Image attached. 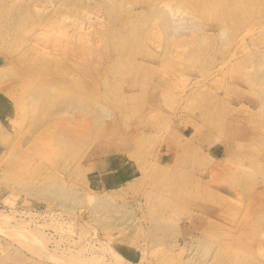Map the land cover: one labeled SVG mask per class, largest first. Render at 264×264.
<instances>
[{
	"label": "rangeland",
	"instance_id": "obj_1",
	"mask_svg": "<svg viewBox=\"0 0 264 264\" xmlns=\"http://www.w3.org/2000/svg\"><path fill=\"white\" fill-rule=\"evenodd\" d=\"M204 1L206 14L175 17L176 34L196 40L168 45L164 54V33L146 42L147 22L138 15L135 35L129 31L130 42L143 45L137 56L151 49L162 57L119 65L62 59L57 51L42 58L28 42L36 30L19 16L27 0H0V211L34 207L37 222L64 233L47 227V238H69L55 253L51 242L37 253L32 241L29 250L8 234L13 222L2 225L0 264H109L110 250L122 264H264V138L252 139L255 125L239 108L256 112L262 89L246 83L242 64L250 61L249 77L261 74L264 0ZM249 12L252 23L262 22L239 44L230 30ZM240 134L246 139L236 142ZM109 176L122 182L110 188Z\"/></svg>",
	"mask_w": 264,
	"mask_h": 264
},
{
	"label": "bare ground",
	"instance_id": "obj_2",
	"mask_svg": "<svg viewBox=\"0 0 264 264\" xmlns=\"http://www.w3.org/2000/svg\"><path fill=\"white\" fill-rule=\"evenodd\" d=\"M210 2L211 1H209V3ZM219 2L220 1H218V4H219ZM49 3L54 4V8L51 11L48 10V6H47ZM106 3H110V4L106 5ZM243 3H244V0H243ZM211 4L213 6H216V2H211L210 5ZM174 5H177V6L174 7ZM238 5H240V3ZM103 6H104V8H103ZM224 6L229 8V6H227V4L226 5L224 4ZM224 6H222V7H224ZM211 7L209 6V9ZM117 8H120L121 10H118ZM236 8H238V7H236ZM254 8H256V7H254ZM227 9H224V10H227ZM233 10H234V8H233ZM237 10L239 11V9H237ZM253 11L254 10H252V12ZM196 13H197V15H199V14L203 15V14L207 13L206 2L204 0H27L26 5L24 6L22 12L19 11V16L28 22L27 27L31 28L30 30H32V29L36 30V33L33 34L30 39H28L29 46L32 49L35 47H39L42 51H44V52H41L40 56L42 58H46L48 61H51V59L49 57H47L50 55V52L51 51H57L58 55L62 59L76 60L77 58H81L83 61H85V59L87 57L94 64L95 63H101V62H104V63L105 62H107V63L111 62V63L119 64V65H121V64L132 65L135 63L143 62V63H147L148 65H152V63L155 61V59H160L162 56L157 55V53L151 49H150L149 53H146L145 55L143 54L142 57L137 56L138 52L136 50L138 49V51H139V48L143 47V45L141 44V47H137L135 41H138V40H135L134 37H132V39L134 38V40H133L134 44L132 41L130 42L131 36L129 34V31L131 32L134 30V28H136L134 26V23H136V22H134V23H131V22L135 21L134 19H139L136 21H141V22H142V20H144L143 23L147 22L146 23L147 27L145 28L143 34L145 36V41L150 43V44H155L156 36L159 33H164L165 36L161 35L164 38L162 40V43L160 44V46L162 47V53L164 54L165 53L164 50L166 49V46H168V45H174L175 47L184 48L196 40V38L192 34H176V30L180 27V25H179L180 23H176V21H175L176 19H178V18L175 19V17L177 15H182V16L185 15V16L194 18L193 15ZM225 13H224V15H225ZM237 14L239 15L240 13H237ZM250 14H251V12H249L248 19H246V20H244L238 24H235L233 26V28H231V30H230V31H232V30L234 31L232 33V38L233 39L235 38L234 41L237 40V42L239 44L243 41V39H245V37L247 38L249 34H252V33H250V31H251L250 25L252 24V26H253V24L255 22L253 21V23H252V19H250V17H251ZM254 14L256 15V13H254ZM138 15L139 16L142 15V17L144 15L145 18L143 17L144 19L140 20V18L137 17ZM235 15H233V16H235ZM9 17H10V20H13L15 22L17 21L15 18V15L12 17V14H10ZM241 17H242V15H241ZM262 17H264V15ZM93 18L95 20H93ZM234 18H236V17H233V19ZM237 18L240 19V17H237ZM233 19L231 18V20L235 22V19L234 20ZM262 19L264 20V18H262ZM66 20H69V21H66ZM130 20H132V21H130ZM18 22L19 21H17V23ZM225 22H228V20ZM258 22L260 23L262 21H259V19H258ZM199 23H200V21H199ZM220 23H217V24L219 25ZM257 23H255V24H257ZM135 25H137V24H135ZM227 25L231 26V23L227 24ZM220 26L223 27V25H220ZM225 26H226V24H225ZM262 26H264V25H262ZM194 27H196V25H193V28ZM208 27L210 28V26H208ZM214 27H215V25H214ZM240 27L243 29L241 30ZM256 27L254 28L255 31H256ZM219 29H217V30H219ZM258 29H260V27H258ZM142 30L143 29H141V31ZM202 30H203V28H202ZM214 30H216V29H214ZM137 31H139V30L137 29ZM220 31H221L220 35L221 34L223 35L225 29L219 30V32ZM252 31H253V29H252ZM241 32H243L242 35H240ZM8 33H9L8 31L4 32V34H8ZM154 33H157V34H155V36H154L153 35ZM260 33H261V31L259 32V34ZM132 34L133 33L131 32V35ZM253 34H255L254 31H253ZM134 35L135 34H133L132 36H134ZM127 36H129L130 39ZM249 36L252 37L251 35H249ZM262 36H263V34H262ZM139 37H138V39H139ZM172 38H176V41H174L170 44L169 41L172 40ZM209 38H210V34H209ZM254 38L256 39V35ZM215 39H217V37ZM260 39H261V41H259V43L261 42V45H259V46L261 47V49L259 50V48H258L259 53L256 56H257L258 66L261 69V74L258 73L259 75L257 77H255V79L251 78L252 76L249 77L246 69H247V67L250 66V61L249 62L245 61V63L242 64V66H243L242 70H244L243 76H245L246 80H247L246 83H248L249 85L252 83L255 85L262 84V89L258 92L259 95L253 103V106L256 109V112L250 113V112H253V110H250L247 107H243L242 103H240V107H239L241 109L240 114H244V115L246 114L245 117L246 118H247V116L249 117L248 123L255 125L252 128L255 132V134L252 136V139L255 138L256 139L255 141H257V139L264 138V38H260ZM209 40H207V42ZM249 41L252 42L251 39ZM138 42L140 43L141 40ZM205 43H206V41H205ZM208 43H206V44H208ZM242 43H244V45H245V42H242ZM259 43H257V44H259ZM250 46H251V44L249 45V47ZM237 47H239V46L236 44V47H235L236 50H237ZM235 48H234V50H235ZM241 48H243V47L241 46ZM246 49H248L247 52L249 53V48H246ZM36 50L39 51L38 49H36ZM234 50H233V53L236 52ZM239 50H237V51H239ZM141 51H144V49L143 50L141 49ZM145 51H146V49H145ZM241 51H242V49H241ZM247 52L243 53V54H245V56H246V54H248ZM251 52H250V54H251ZM219 53H220V51L218 52V55H219ZM256 53L257 52H255V54ZM229 55L231 58L232 52ZM237 56H239V55H237ZM221 57H220V60L218 61V63H220V64L224 63V65H226V63H228L227 61L229 59L227 60V57H226V59L224 57L223 58H221ZM231 59H233V58H231ZM237 59H239V57H237L233 60V62H235V64L238 63V61L240 60L239 59L237 61ZM225 61H226V63H225ZM230 61L231 60H229V62ZM251 63H252V61H251ZM250 68H251V66H250ZM230 73H232V72L230 71ZM253 95L254 94H252V96ZM229 109L231 110L232 107ZM228 114H229V112H228ZM255 116H256V118L253 120L252 117H255ZM225 117L227 118V117H229V115L225 116ZM243 118H244V116H243ZM224 120H225V118H224ZM241 121H242V119H241ZM233 122H236V121L234 120ZM222 125L223 124H221L220 126L222 127ZM225 125H226V123H225ZM223 128H224V125H223L222 129ZM226 129H227V127H226ZM257 129H258V132L256 131ZM234 131L240 132V128L235 126ZM242 134H240V137L239 136L237 137L236 142H239L242 140L245 141L246 138L243 137ZM247 140H249V138ZM253 142H254V140H253ZM256 143H258V142H256ZM261 145H262V143H261ZM248 160H251V159H248ZM254 160L255 159H253L252 161H254ZM121 182H122V179L120 177H118V179H115L113 176H109L107 184H108V186H110V188H112L114 186L120 185ZM62 192H64V191H62ZM57 194L59 195V191ZM14 208H15V210L9 211L8 214H3L4 211H0V228L2 225L8 226L10 224V222H13L14 224H12V226L10 225L12 227V229L10 231L7 230L8 234L10 235V233L13 232L12 234L19 237L18 241L23 240L22 244H26V246L29 244V242L27 243V240L32 241V243H34V246H36V248L31 247V245L29 244L30 246L29 245H28L29 247L27 246L29 248V250L31 247V249H33L32 251L35 250L37 253H42L43 249L46 247V242H48V243L51 242L52 246L54 247V249L52 248V251H53L52 253H55V251H57V249L61 248L60 244L62 242H64V241L69 242L68 241L69 238L64 237V235L63 236L60 235L59 238H57L56 240H53V241L50 240L49 238H47V236L44 234V230H46L45 228H47V227L48 228L50 227V229H51V227L54 224L52 226H49L48 225L49 222L47 221L48 223L46 224V222L44 223V220L41 223L37 222L36 218L40 215L33 212L35 210L34 207L25 206V208H24V210H26L25 213H24L23 209H19V207H16L15 204H14ZM18 211L23 212V213H18ZM57 214H59V213H57ZM23 215L26 217L32 218V219H30L29 221H26L25 219H21V217ZM50 215H51V213H50ZM15 216H19L20 218L18 217V219H17V217H15ZM42 216L43 215H41V217ZM50 219L51 218H49V220ZM32 223L34 224L33 227L30 226V224H32ZM10 226H9V228H10ZM51 230H54L53 233L55 231H58V232L60 231V233L63 232L62 229L60 228V225L53 226ZM0 231H2V230H0ZM66 232H69V231H66ZM2 234L0 233V235H2ZM61 234H64V233H61ZM116 235H118V233ZM49 236H50V234H49ZM82 236H84V235L82 234ZM53 237H52V239H53ZM14 239H16V238H14ZM70 241H72V239ZM96 241H99V240H96ZM22 244L20 242V245H22ZM70 244H72V243H70ZM24 247H25V245H24ZM28 248H27V250H28ZM90 248H92V247H90ZM67 250H68V248H67ZM77 250H79V249H77ZM70 251H71V249H70ZM79 251L83 252V250H79ZM110 251L112 252L111 254H112L113 261L111 263L108 262L109 264H122V262H124L121 255H119L118 253H115L114 250H110ZM49 253H50V251H49ZM49 255H51V254H49ZM59 256H60V254H59ZM71 256L74 257L73 254ZM54 257L57 258V256H54ZM54 257H52L53 258L52 261L54 260ZM77 257H78V254H77ZM56 258H55V261H56ZM50 259H51V257H50ZM70 259H71V257H70ZM70 259H69V261H70ZM96 260H98V259H96ZM57 261H59V259ZM57 261H56V263H57ZM75 261H76V257H75ZM88 261H89V259H88ZM60 262L63 264L61 259H60ZM64 262H65V264L66 263L68 264V261H64ZM80 262H83V261H80ZM93 263H95V262L93 261ZM75 264H78V263H75Z\"/></svg>",
	"mask_w": 264,
	"mask_h": 264
},
{
	"label": "crops",
	"instance_id": "obj_3",
	"mask_svg": "<svg viewBox=\"0 0 264 264\" xmlns=\"http://www.w3.org/2000/svg\"><path fill=\"white\" fill-rule=\"evenodd\" d=\"M1 107H2V109H3V106L2 105H0Z\"/></svg>",
	"mask_w": 264,
	"mask_h": 264
}]
</instances>
